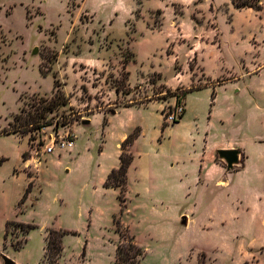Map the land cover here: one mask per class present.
<instances>
[{
  "label": "rangeland",
  "instance_id": "374dc122",
  "mask_svg": "<svg viewBox=\"0 0 264 264\" xmlns=\"http://www.w3.org/2000/svg\"><path fill=\"white\" fill-rule=\"evenodd\" d=\"M261 4L258 11L230 0H0V261L48 264V230L55 229L67 231L59 264H116L126 239L119 227L144 249L143 264H240L242 234L208 229L203 213L185 222L193 201L172 186L174 161L164 154L203 145L215 133L202 119L212 90L187 98L180 125L185 100L177 104L167 89L181 96L209 77L216 84L237 76L239 87L264 82V69L253 77L243 69V61L264 66ZM56 79L69 105L50 114V125L3 134L17 115L25 118L53 97ZM137 127L140 136L127 147L134 156L129 185L106 189L121 139ZM51 146L54 153L46 151ZM58 157L61 166L53 162ZM170 202L182 211L179 220L161 214ZM24 222L37 227L16 249L13 242L27 237ZM253 235L264 246V233ZM263 252L260 247L244 264H262L256 258Z\"/></svg>",
  "mask_w": 264,
  "mask_h": 264
},
{
  "label": "crops",
  "instance_id": "0c3cea01",
  "mask_svg": "<svg viewBox=\"0 0 264 264\" xmlns=\"http://www.w3.org/2000/svg\"><path fill=\"white\" fill-rule=\"evenodd\" d=\"M230 2L233 5L232 0ZM82 23L87 26L83 21ZM161 25H164L163 20ZM218 43L220 48V41ZM243 62V69L248 77L260 75L264 69V66H248ZM236 78L237 76L215 84V79L209 77V83L187 94L184 116L176 124L185 123L188 112L186 101L189 96L212 90L207 107L209 110L202 114V119L207 116L208 126L215 133L209 132L203 145H191L189 148L178 146L173 155L164 154L166 161H174L170 165L166 163L169 165L170 178L175 182L172 186L188 191V196L193 201L185 222L192 223L197 220V214L203 213L208 220H204L202 225L208 229L242 234L245 240L240 264H244L260 247L264 248L260 246V238L253 235L264 233V82L239 87L234 85L238 84ZM189 84L182 83L186 87ZM127 136L125 134L122 137V142ZM74 146L73 144L72 149ZM222 150L239 152L237 168H228L226 160L219 154ZM18 157L22 158L21 152ZM59 158H55L53 162L61 166ZM26 165L27 163L25 167ZM119 165L120 159L118 167ZM182 186H187V189ZM178 211L182 212L175 202H170L161 214L172 213L179 220L181 214ZM23 214L18 213V216ZM256 261L264 264V252ZM0 264H4V261L1 260Z\"/></svg>",
  "mask_w": 264,
  "mask_h": 264
},
{
  "label": "trees",
  "instance_id": "16d2710c",
  "mask_svg": "<svg viewBox=\"0 0 264 264\" xmlns=\"http://www.w3.org/2000/svg\"><path fill=\"white\" fill-rule=\"evenodd\" d=\"M233 5L238 8H251L254 10H262V0H256L255 3H252L251 1H245V2H239V0H232ZM141 4V2H140ZM126 65V63H125ZM129 77L130 72L125 71L124 72V82L123 86H127L129 83ZM62 84L61 82L56 79L54 81V93L53 97L51 98H42L41 103L39 106L35 109V112H30L27 117L23 118L21 115H17L15 117L14 122L10 124V128L12 131H4L3 134H10V133H25L24 131H20V129L23 130L25 127H42V123L46 124V126L50 125V114H53L56 111H59L61 108L66 107L69 105V97L65 94L64 90L61 88ZM180 88H177L179 90ZM200 89V88H196ZM195 88H186L184 89L181 96L177 95V92H173L172 89H167L168 93H171L173 97L176 98L177 104L181 103V99H186V96L189 92L196 90ZM117 91H120V87H117ZM125 91V90H124ZM127 106V105H126ZM115 112V111H113ZM184 113L180 115L179 119L175 121V123H178L179 120L184 116ZM109 123L107 117L104 118V125L106 126ZM168 124L166 122L163 123V128L167 127ZM141 133V129L137 127L131 134H129L126 139L121 143V155L119 157L120 159V165L118 168L112 169V171L109 173L106 181H105V187L107 188H114L119 189L122 187H125L128 185V170L134 160V156L127 155V147L131 143H133L136 139L139 138ZM28 155L27 152L23 153V157L25 158ZM32 182L29 183L21 201L19 202L20 206L25 202V200L28 197L29 192L32 188ZM125 190L124 192H120L119 199L122 204V210L123 205L126 203V196H125ZM116 223L120 224V220H117ZM22 227L26 229V235L27 237L23 242L15 241L13 242V246L16 249H21L24 247V245L28 241V235L31 232L32 229L36 228L35 225L32 224H24L20 223ZM118 232L122 233L124 235L125 244L124 245H118L116 249V264H143V259L145 255V251L142 247L137 245L134 241L133 237L126 236V232L121 230L118 227ZM67 234L66 230H55L51 229L48 230V236H47V245H46V257L48 260V264H59V260L61 258V254L63 251V237Z\"/></svg>",
  "mask_w": 264,
  "mask_h": 264
},
{
  "label": "water",
  "instance_id": "95a60500",
  "mask_svg": "<svg viewBox=\"0 0 264 264\" xmlns=\"http://www.w3.org/2000/svg\"><path fill=\"white\" fill-rule=\"evenodd\" d=\"M220 156L226 160L227 166L229 169L233 167L234 164L239 161V152L237 150H222L219 152ZM4 264H15L13 260L4 256L3 257Z\"/></svg>",
  "mask_w": 264,
  "mask_h": 264
},
{
  "label": "built area",
  "instance_id": "2783aa9c",
  "mask_svg": "<svg viewBox=\"0 0 264 264\" xmlns=\"http://www.w3.org/2000/svg\"><path fill=\"white\" fill-rule=\"evenodd\" d=\"M170 118H174L173 116H171ZM54 150V147L53 146H51V147H48L47 149H46V151L48 152V153H51L52 151Z\"/></svg>",
  "mask_w": 264,
  "mask_h": 264
}]
</instances>
